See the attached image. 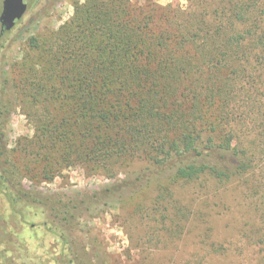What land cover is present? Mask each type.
Returning a JSON list of instances; mask_svg holds the SVG:
<instances>
[{
    "label": "trees",
    "instance_id": "16d2710c",
    "mask_svg": "<svg viewBox=\"0 0 264 264\" xmlns=\"http://www.w3.org/2000/svg\"><path fill=\"white\" fill-rule=\"evenodd\" d=\"M185 1L75 2L70 21L31 37L33 56L2 76L0 199L8 212L0 220L12 218L17 232L7 223L1 228L0 264L14 262L11 234L20 253L27 226L38 234V225L28 223L34 218L61 244L54 264H87L73 252L75 212L83 202L94 206L100 194L87 201L83 191L50 194L23 184L52 182L73 165L111 178L132 173L104 190L119 198L131 189L133 199L146 180L158 192L157 211L180 184L205 201L234 188L253 218L242 237L264 244V0ZM18 107L34 136L9 149L7 126ZM137 162L147 166L135 169ZM165 216L160 230L173 239L182 228ZM150 229L155 234L159 226ZM206 245L212 256L224 252L215 242ZM19 260L36 264L29 256Z\"/></svg>",
    "mask_w": 264,
    "mask_h": 264
},
{
    "label": "rangeland",
    "instance_id": "374dc122",
    "mask_svg": "<svg viewBox=\"0 0 264 264\" xmlns=\"http://www.w3.org/2000/svg\"><path fill=\"white\" fill-rule=\"evenodd\" d=\"M3 1L0 0V16ZM85 1L26 0L28 10L24 17L11 31L0 36V81L2 76L5 77L13 71L14 65L21 63L27 54L33 56L29 46L31 37L49 36L50 33L58 31L73 17L74 3L82 4ZM156 1L163 6L179 1L186 5L185 0ZM32 136L34 126L29 122L24 110L16 108L7 126L8 148L13 149L20 138ZM137 163L134 165L135 169H144L147 166L142 162ZM130 174L132 175L120 174L111 178L101 172L92 173L85 166L73 165L64 169L52 182L24 179L23 184L27 189L36 188L50 194L69 195L75 191H83L88 197L85 199L87 201L94 193L100 194V199L94 206L83 202L75 212V230L71 236L74 241L73 252L87 264H96L98 261L104 264H264V244L248 245L246 238L241 235L253 218L239 191L230 188L205 201L197 196L192 186L180 184L172 189V196L168 195L157 211L153 209L152 202L158 197V192L154 187L149 188L146 180L139 187V193L133 195V199L129 198L133 193L131 189L122 190L124 196L121 198L113 196L111 191H104L106 187L111 188V185L132 178ZM167 177L168 175L158 176L157 180L165 182ZM157 180L153 179L152 182L158 183ZM124 199L126 203L117 202ZM137 204H143L145 211L143 206L137 210ZM167 206L168 212L164 210ZM5 212H8V204L0 199V216ZM163 213L168 221L173 219L175 224L182 228L181 233L173 239L169 238L170 231H167L168 234L160 230L164 229L163 225L158 224ZM47 215L44 216L46 219ZM9 220H0V244L3 225L7 223L8 226H14L13 230L17 232L15 221H12V218ZM31 220L34 221L28 223L38 225V234L30 232L29 225L27 226L21 237H18L23 243L21 253L13 246L18 243L17 235L11 234L8 237L9 242H12L9 244L8 257L13 258V264H19V257L22 256H29L36 264H39V261L54 264L53 259L59 257L61 252V244L56 242L54 235L45 231L41 218ZM49 220L51 223L52 220ZM256 223L261 224L258 219L254 221V224ZM157 226L159 230L154 234L150 228ZM207 230L210 238H206ZM151 239L153 242L149 244ZM211 242L222 245L224 252L212 256L206 245ZM2 247L0 246V249Z\"/></svg>",
    "mask_w": 264,
    "mask_h": 264
},
{
    "label": "water",
    "instance_id": "95a60500",
    "mask_svg": "<svg viewBox=\"0 0 264 264\" xmlns=\"http://www.w3.org/2000/svg\"><path fill=\"white\" fill-rule=\"evenodd\" d=\"M28 10L26 0H4L0 16V36L11 31Z\"/></svg>",
    "mask_w": 264,
    "mask_h": 264
}]
</instances>
